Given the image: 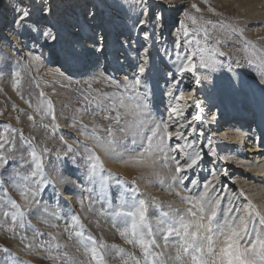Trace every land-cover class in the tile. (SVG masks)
<instances>
[{"label":"snow or ice","instance_id":"1","mask_svg":"<svg viewBox=\"0 0 264 264\" xmlns=\"http://www.w3.org/2000/svg\"><path fill=\"white\" fill-rule=\"evenodd\" d=\"M9 7L14 13L13 34L21 39L26 38L23 47L29 53L26 61L21 59L17 62L15 71L10 64L0 69V72L7 71L9 76L13 77L14 88H19L22 72L27 73L30 68L42 63L43 56L35 54V47L46 46L57 50L58 55L63 57L67 69L60 75L67 79L68 85L73 82L71 71L73 68H91L93 82H103L116 89L118 93V96L104 93L92 99H89V95L84 96L88 104L96 103L97 100L102 103L104 100L118 99L119 106L113 103L103 109L106 113L103 119L109 121L103 129H100L104 133L103 138L97 134L95 125L89 131V126L83 124L82 120L74 119L69 126L84 136L85 142L72 139L69 143L68 139L61 135L62 147L56 154L57 160L79 165L88 178L92 179L104 171L102 157L116 155L123 159V155L115 153V146L127 138L131 139L128 151L134 163L152 166L163 160V166L167 168L169 179L173 182L169 187L179 198V203L186 205L181 209H172L169 206L170 211L162 213V216L169 218L172 223L166 228H161L160 225L164 224V221L158 220L156 230L153 232L145 220L144 199L139 200V207L134 212L114 213L116 216L125 215L133 218L134 235L140 226L149 229L147 232L149 237L160 232L164 233V245H156L160 248L158 252L151 251L142 236L138 241L128 240L129 244L134 242L140 244L145 264H264V209H257L251 201L237 204L238 196L244 197V193L241 191L237 194L234 189H230L222 182V177L227 176L228 172L226 169L220 170L216 167L219 161L226 159L218 154V142L213 138L217 133L211 126L217 122V116L211 112L204 114L203 101L197 99L192 92L181 88L183 80L188 78L186 74L190 75L197 87L203 84L215 87L216 82L212 74L218 68L224 67L217 59L218 56L223 57L224 53L217 51L214 46L210 49L193 50L190 42L185 41L186 54H177L175 60H172L171 54L164 50L163 55L169 58L172 67L165 65L164 70L158 69L152 61L151 41L154 35L162 34V30L166 27L163 14L165 9L161 4L153 5L152 0H132L131 4L127 3V0H112L111 5H108L109 14L98 12L93 5L85 13V19L64 25L53 22L51 0H9ZM192 8L200 11L195 4ZM126 20H131L130 26L125 22ZM221 27L231 28L232 32L239 31L231 25L221 24ZM181 28L183 35L187 37L189 34L187 28L183 25ZM208 38L209 34L205 32V39ZM137 39H141L144 43L135 55L130 56V50L135 47ZM27 41L32 43L33 48L28 47ZM216 43L219 44L220 41L217 40ZM177 47H180L179 43ZM130 60H134L131 77L125 75L124 81L121 82L115 76L109 75L110 70L123 72ZM248 63L251 65L252 61L249 60ZM227 68L228 71H232L231 64L227 65ZM156 76L163 81L161 95L170 101L184 102L183 106H170L168 119L159 122L152 117L155 93L150 82ZM238 76L237 73V78ZM260 80L264 81V74L260 75ZM157 87H160L159 81ZM177 92L181 94L177 96ZM40 95L43 96L44 93L41 92ZM45 103L47 107L44 115L51 116L52 119L50 124L44 123L40 126L46 131L50 128L51 133L55 134L59 125L53 115V104L51 101ZM191 105L201 111L193 114L190 120H185L183 111ZM39 111L37 109V112ZM84 111H88L87 107ZM112 112H115V115H111ZM44 115L41 116V120L44 119ZM176 116H180L181 120L178 121ZM27 119L33 121V116L28 115ZM193 122L200 124L198 135L203 137L206 143L197 144L184 131L190 129ZM174 125L175 130H173ZM5 132L10 134L0 135V192L8 199L13 210L11 212L13 227L8 230L15 232L17 227L25 228V214L21 208L26 207L34 209L43 217L45 223L55 227L52 221L61 219L60 212L56 205L44 204L42 197L49 186L55 191L53 181L59 182V178L53 176L52 179H48L45 176L42 161L35 148L28 152L30 160L21 155L17 161L16 149L12 147L16 141V137L11 135L14 130L5 128ZM173 139L183 143H176L173 146L170 143ZM21 140L26 144L31 143L24 140L22 135ZM40 151L43 155L49 156L52 152H56V149L42 147ZM205 157L210 158L209 163L213 167L209 171L211 179L201 182L190 176L189 172L198 169ZM21 169H24L23 172ZM100 179L99 195L100 199H105L104 177ZM11 191L18 193L19 203L11 198L9 195ZM96 203V196L91 189L87 190V194L79 201L82 210H91ZM4 215L7 216L9 213ZM71 221L72 223L65 228L69 238L74 236L90 240L93 245L91 259L97 261L99 254L95 247L96 240L91 236L84 237L83 225L78 216L73 215ZM28 227L32 229L31 225ZM32 231L34 239L42 235L38 230L32 229ZM121 235L125 234L121 233ZM172 237L179 238L175 246L170 243ZM26 239L22 237L21 242ZM148 243L156 244V241L150 240ZM25 247L31 251L36 248L43 249L44 244L27 243ZM105 247V244H100V248ZM112 247L114 248L115 245ZM0 252L8 253L9 250L7 247H0ZM48 259L53 264H70L71 261V257L66 252L49 256ZM17 264L23 262L17 261ZM136 264H140V261L137 260Z\"/></svg>","mask_w":264,"mask_h":264},{"label":"rangeland","instance_id":"2","mask_svg":"<svg viewBox=\"0 0 264 264\" xmlns=\"http://www.w3.org/2000/svg\"><path fill=\"white\" fill-rule=\"evenodd\" d=\"M59 1L55 4H59V14L65 19L64 24L75 22L79 12L83 13L93 6L89 0H79L80 2L70 0L72 2L71 8L65 10L62 1ZM107 1H110L109 5H111L112 0ZM160 1L154 0L153 5L161 4ZM127 3L131 4L132 0H127ZM175 3L180 7L178 11L180 16L177 15L178 18H176L178 21L162 34L154 35L155 46L152 51V61L158 69L164 70L165 65L172 67L169 58L163 55L164 50L171 54L172 60H175L177 54H186L185 41L190 42L193 50L210 49L214 46L217 51L224 53L223 57H217L224 67L218 68L212 74L215 82L230 78L235 79L237 73L246 74L247 77L252 76L258 82V93L264 91V81L260 80V75L264 74V0H166L164 5L166 16L173 14L170 5ZM193 4L200 11L193 9ZM77 9H79L78 12ZM72 12L76 15L73 16ZM98 12L104 14V9L99 7ZM178 12L175 11L176 14ZM13 16L14 13L9 7V0H0V69L10 64L13 66L12 70L15 71L17 62L21 59L26 61L29 53L23 47L26 38L21 39L13 34L15 31L12 24ZM52 20L56 23L53 17ZM208 21L211 23H207ZM125 22L129 26L131 25V20ZM221 24L231 25L239 31L232 32L231 28H222ZM181 25L187 28L189 33L187 37L183 34L181 37L177 33V27L183 32ZM7 26L9 28L6 30ZM205 32L209 34L208 39H205ZM217 40L220 41L219 44L216 43ZM27 43L30 49L33 48L30 41H27ZM143 43L141 41L139 45H135L130 50V56L135 55ZM177 43L180 44L179 48ZM35 54L42 55L43 61L40 65L30 68L27 73H21L19 88L13 87V77H10L7 71L0 72V135L10 134L5 132V128L14 130L11 135L16 137V141L12 147L16 149L17 161H19L21 155L30 160L28 152L35 148L42 161L45 176L48 179H52L53 176L59 178V182L53 181L55 191L53 187L49 186L43 194L42 202L56 205L61 219L52 221L56 225L52 227L51 224L45 223L43 217L37 214L34 209L30 207L21 208V211L25 214V228L20 229L17 227L15 232L9 231L8 229L13 227L11 222V212L13 210L8 199L0 192V247H7L9 250L8 253L0 252V264H17V261L23 262V264H53L48 257L65 252L71 257L70 264H72V261H74V264H110L109 262L115 257H117L116 259L128 258L131 251L136 252L141 263L144 264V257L138 242L123 246L124 243L122 242V244L116 238L124 233L127 241H138L142 236L149 249L158 252L160 248L156 245L160 244L155 240L156 236H154L155 238L153 236L149 237L147 235L149 229L143 226L138 227L134 235L132 232L133 218L125 215L116 216L114 213L134 212L139 207V200L144 199L146 202L145 220L149 228L152 230L154 228V223L151 224L149 217L156 221L163 220L164 224L162 225L164 228L172 223L169 218L162 216V213L170 211L169 206L172 209H181L182 207L179 208L177 205L179 199L176 200L173 189L167 186L171 180L165 175L168 170L163 166V160H159L152 166L134 163L128 151L131 144L130 138L124 139L122 143L115 146V153L123 155V159L118 158L116 155L102 157L104 171H101L97 177L92 179L88 178L84 169L79 165L72 164L70 161L57 160L56 154L62 147L61 135H64L69 143L72 142V139L80 140L82 143L85 142V137L69 126L74 119L82 120L83 124L89 126V131L95 125L97 134L103 138L104 133L100 129H103L109 123V121L103 119V115L106 114L103 109L113 103L117 107L119 106L118 99L115 101L104 100L102 103L97 100L96 103L88 104L84 100V96L89 95V99H92L93 97L102 96L104 93L112 96H118V93L116 89L103 82H93V70L91 68H73L71 70L73 82L68 85L67 79L60 75L63 70L67 69V65L64 64L63 57L58 55L57 50H52L46 46H37L35 47ZM204 54L207 55V53ZM249 60L252 61L251 65L248 63ZM133 63L134 60H130L123 72H112L110 70L109 75L115 76L123 82L125 75L132 76ZM229 64L232 67L231 72L227 68ZM234 66L236 67L234 68ZM156 81H159L160 87L157 89L158 94L153 100L152 117L159 122L168 119L170 110H167V108L174 106L173 102L175 100L170 101L167 97H163L161 95L163 81L159 80L158 76ZM89 84H91V87H89ZM202 86L204 89L197 96L201 101H205L209 95L211 85L203 84ZM41 92L44 93L43 96L40 95ZM46 101L52 102L53 115H55L56 123L59 125L55 134L51 133L50 128L46 131L40 126L44 123L50 124L52 119L51 116L44 115L47 107ZM85 107L88 111H84ZM37 109L40 111L37 112ZM110 114L115 115V112ZM28 115L33 116V121L27 119ZM42 115H44L43 120H41ZM218 124L216 122L213 127H218ZM249 124L252 127L254 126L251 121ZM175 128L174 125L173 130ZM21 135L24 140L31 143H24L21 140ZM189 137L200 145L201 140L204 139L195 133H192ZM170 143L175 146L176 143L183 142H177L173 139ZM253 146L248 143L245 144V147L243 146L245 150L243 157L246 163L256 161V158H258L256 162L264 159V143L261 141L259 148H257L258 151H254ZM42 147L56 149V152L45 156L40 151ZM89 147H91V144H89ZM249 150L252 151L248 152ZM233 161L227 166L228 175L225 178L222 177V182L226 183L230 189H234L237 194L241 191L244 193V197L238 196L237 204L251 201L257 209H263L264 174L257 175L253 171H245L244 168H238ZM210 165L212 164L209 163V160L208 162L204 161L199 172L193 170L189 172V175L201 182L211 179L209 175ZM220 166H222L221 161L217 163L216 167L220 169ZM23 170L21 169V172ZM101 177H104L105 199H100L99 195ZM4 183L7 186V180ZM89 189L96 196L97 203L92 206L91 210H82L79 201L83 195L87 194ZM9 195L11 198L16 199L18 203L20 202L17 192L11 191ZM4 213H9V215L6 216ZM73 215L80 218L84 237L91 236L96 240L95 247L99 254L97 261L91 259L93 245L90 240L74 236L69 238L68 232L65 231V228L72 223L71 217ZM28 225H31L32 229L38 230L42 235L38 239H34L33 231ZM108 234L115 235L116 238L109 239ZM22 237L27 239L21 242ZM150 240H155L156 244L148 243ZM170 240L175 241L177 244L179 238L172 237ZM27 243H43L44 248H36L30 251L25 247ZM101 243L105 244L106 247L100 248ZM112 245H115V247L113 248ZM80 254L83 259L78 260L77 257ZM82 260H85V263Z\"/></svg>","mask_w":264,"mask_h":264},{"label":"bare ground","instance_id":"3","mask_svg":"<svg viewBox=\"0 0 264 264\" xmlns=\"http://www.w3.org/2000/svg\"><path fill=\"white\" fill-rule=\"evenodd\" d=\"M57 1H59V0H51L52 6H53V16L52 17L56 21L57 24L64 25L65 19L59 14L60 13L59 12L60 7L58 6L59 4H57V5L55 4ZM61 1H62V6H65V10H69L71 8L70 5L72 4V2L70 0H61ZM89 1H90V4L96 6L97 11H98V8L100 7V8L104 9V14H109L110 9H109L108 5H109L110 1H107V0H89ZM160 2L165 9L164 5H165L166 0H161ZM153 3H154V0H152V4ZM171 8H172L174 14H175V11L178 12L180 10L179 5H177L176 3L170 5V9ZM88 10H89V8L86 9L83 13L79 12L76 20L82 21L83 19H85L84 18V17H86L85 13ZM78 11H79V9H77V12ZM72 14H74V13L72 12ZM163 14L165 17L166 27L162 30V32H164L168 29L167 24L169 22L167 23L166 21H170L172 18L171 14L169 16H166V12H164ZM75 15L76 14H74L73 16H75ZM177 15L180 16L179 12L177 13ZM179 18H182V17H179ZM62 19H64V21H62ZM8 28H9V26L6 27V30ZM254 28H255V26L253 27V29ZM177 33L182 37L183 32L180 30L179 27H177ZM134 35H135V33H134ZM158 35H160V34H158ZM141 41L142 40L137 39L136 45H139ZM151 44H152V51H153L154 46H155L154 36L152 38ZM159 50H160V48H159ZM235 67L236 66H234V68ZM186 76L188 77L186 80V87L187 88L185 89L184 86L182 88L185 89L186 91L192 92V94L195 95V97L198 99L197 95L199 92H197L196 94H195V92L197 90H200L201 91L200 93H202V91L204 89L203 86L197 87L192 82L190 75L186 74ZM156 77L150 82V86L152 87L153 91H156V92H154L155 97L158 94ZM232 79L233 78H230L228 80L220 81V82L216 81L215 87L211 86V88H209V92H208L209 95L206 97L205 101L203 100V113L206 115L209 114L210 112L215 113L217 116V123L220 124V126L218 124L217 125L218 127H215V128L213 127V125L211 126L212 129L217 133L213 138L218 142V144H217L218 154L226 157L225 160L221 161L222 166H220V170L226 169L227 166L230 164V162H232L234 160L233 163H235V165H237L238 168H244L243 170H245V171L246 170L247 171H253L257 175L264 174V159L256 162L258 159V158H256V161H253V162L251 161V163H249V162L246 163L245 159L243 157V155L245 153L243 146L245 147L246 143H248L251 146L254 145L253 146L254 151H258L257 148H259L261 141H262V143H264L263 142L264 141V91L258 93V90H257L258 82L252 76L247 77L246 74H239L238 78L236 77L235 79H233V80ZM234 85H237V86H234ZM180 94H181L180 92L176 93L177 96H179ZM167 102H169V101H167ZM173 103H174V106H183V104H184L183 100H175ZM189 104H191L190 101H189ZM168 105H169V103H168ZM167 110H170V108L169 109L167 108ZM198 111H201V110L196 109L194 105L188 106L183 111V118L185 120H190L192 115ZM176 119L178 121H180L181 117L176 116ZM248 121L249 122L251 121L252 124H254V126L252 127ZM223 124H225V125H223ZM200 127L201 126L198 122H193L191 128L186 129V131H187L189 136H191L192 133H195L196 135H198V129ZM245 135H247V136H245ZM201 141H202L201 145L206 143L205 139H203ZM205 151H206V149H205ZM251 151L252 150H249L248 152H251ZM241 157H243V158H241ZM209 159L210 158L205 157L204 160L202 161V163L204 161L208 162ZM210 167L212 168L213 165H210ZM218 167H219V164H218ZM201 168L202 167L200 165V167L198 169H195L194 171L199 172L201 170ZM226 170L228 171V168ZM165 175L169 179V174L165 173ZM244 181H246V180H244ZM171 184H172V181H170L167 186H170ZM246 185H248V184H246ZM257 194H259V193H257ZM177 199H179V198L176 196V200ZM175 204H177V203H175ZM177 205L179 206V208L180 207H182V208L186 207V205H181L179 202ZM149 218H150L151 224L154 223L153 230L155 232L156 222L158 220L156 221L152 217H149ZM160 227L164 228L163 225H160ZM163 234H164L163 232H160L159 234L153 235V237L156 236V238L155 237L154 238L156 241H158L160 246L164 245ZM108 236H109V239H115L116 238V237H114L115 235L112 236L111 234H108ZM118 236H119V238H118ZM118 236L116 239L119 240V242H121V243L123 242L124 243L123 246L129 245L128 241L126 240L125 235L122 236L120 234ZM170 243L174 246L176 245L175 241L173 242L172 240H170ZM171 250L172 249H170V251ZM130 253L131 254H129L128 258L116 259L117 257H115V259H113L109 263L110 264H136V261L139 260L140 264H142L140 258L138 257V254L136 252L133 253L131 251ZM134 254H136V255H134ZM123 256H125V255H123ZM77 259L78 260L83 259L82 255L80 254V256H78ZM106 260H108V259H106ZM82 261L84 262L85 260H82ZM82 261H80V262H82Z\"/></svg>","mask_w":264,"mask_h":264},{"label":"built area","instance_id":"4","mask_svg":"<svg viewBox=\"0 0 264 264\" xmlns=\"http://www.w3.org/2000/svg\"><path fill=\"white\" fill-rule=\"evenodd\" d=\"M169 15H170V14H168V16H169ZM171 15H172V16H171L172 18H171L170 21H166L167 23H168V22H173V21H174V22H175V21H178V19H176V18H178V16H177L176 13H175V14L173 13V14H171ZM174 16H175V17H174Z\"/></svg>","mask_w":264,"mask_h":264}]
</instances>
